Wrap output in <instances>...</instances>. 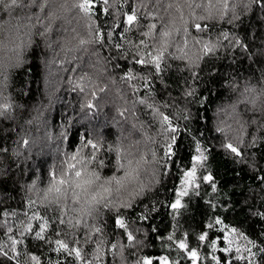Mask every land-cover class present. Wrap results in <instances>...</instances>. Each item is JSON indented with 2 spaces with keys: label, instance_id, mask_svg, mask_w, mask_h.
<instances>
[{
  "label": "trees",
  "instance_id": "1",
  "mask_svg": "<svg viewBox=\"0 0 264 264\" xmlns=\"http://www.w3.org/2000/svg\"><path fill=\"white\" fill-rule=\"evenodd\" d=\"M25 15L26 10H16L11 15L0 11V66L14 63L17 52L22 60L20 66L7 68L4 73L8 77L6 82L0 81L4 95L13 104L11 119L0 118V145L8 150L6 154L0 155V243H8L5 233L11 227L13 232L8 235L14 234L17 239H23V243L17 245L20 264H32L26 252L39 256L41 264H57L58 261L60 264H84L74 255L53 251L54 243L36 240L34 232L20 237L22 222L26 224L28 216L34 212L41 216L52 215L51 212L46 213L40 204L42 191L39 190L47 186L49 170L60 164L64 153L72 150L78 142V136L83 133L102 138L107 144L121 146L128 154V159L136 160L141 155L146 158L140 168L139 180L121 193L127 199L129 192L139 190L140 182L148 185L144 194L133 201L134 209L121 211L128 230L142 242L143 247L131 245L123 230L115 228V211L102 212L95 219L85 218L90 226L104 229L99 238L106 241L104 250L108 255L104 257L105 264L113 260L115 264H135L137 259L145 255L153 258L168 256L170 261L179 260L180 264H190L186 253L175 246L177 240L184 238L185 232L189 234V246L198 248L200 252L198 264H214L211 261L213 253L205 246L207 241L198 242L197 237L209 231L206 225L214 223L217 217L223 224L210 230V236L219 235L222 240L224 231L236 228L238 233H244L254 241L256 247L234 234L231 255L248 257L245 247L252 248L256 255L248 259L253 264H264V252L259 251L264 248V218L255 215L256 212H264L260 199L264 196L260 188L264 186L255 179L257 174L264 176V171H260L264 169V142L251 146L252 138L259 133L256 125L250 123L253 118L262 123L264 120H261L259 113L254 114L250 110L251 106L246 105L242 95L246 85L258 89L264 87V80H261L264 70V24L258 23L260 14L243 17V22L235 27L225 22H209L210 28L206 33L191 30L185 51L192 61L198 63L199 67L192 66L191 70L199 73V79H192L188 59L173 60L166 54L165 61H162V67L167 65L162 73V83L160 80L154 82L151 97L141 86L142 81L126 82L121 79L129 68L139 75L154 72L152 68L141 70V66L131 63L137 51L135 47L129 48L125 44L121 51L109 47L111 42H107L103 48L98 45L79 47L80 38H89L88 21L75 12L55 21L53 31L46 37L33 35L32 43L27 44L24 25L28 21L23 19ZM160 15H165L162 9ZM185 16L187 18V9ZM99 22L111 24L113 21L112 18L101 16ZM149 22L160 23L159 20ZM224 31L232 34L230 39L239 37L248 44L247 51L224 40L221 35ZM193 37L202 42L218 43L219 46L213 54L197 60V57L203 56V51L201 45L193 43ZM143 38L135 29L126 36V40L133 45L139 44ZM182 41V33L175 36L168 51L176 56L181 55L176 44L183 47ZM116 42L123 43L119 40ZM146 42L152 44L154 41L148 39ZM109 56L119 59L107 62ZM3 70L0 67V71ZM81 76L84 77L83 93L78 89L73 91ZM132 84L139 87L140 91L134 92ZM164 84L167 85L166 89ZM189 86L196 88V94L192 97L185 96ZM169 94L172 99H169ZM142 98L172 117L174 125H179L177 142L173 146L175 155L171 161L164 157L165 136L159 120L153 118L152 109L138 103ZM89 102L97 105V108L87 109ZM165 103L170 107L164 108ZM232 105L236 106L235 113ZM122 111L124 116L120 115ZM237 114L249 121L243 133L246 145L240 146L242 158L235 157L222 147L229 140L235 143L233 138L238 135ZM184 116L188 118L184 119ZM217 127L225 131L216 132ZM25 140L28 141L26 145ZM197 140L207 156L203 167L197 166L196 183L200 187L196 189L193 185L188 189L189 195L181 197V203L186 207L176 212L170 205L177 198V190L182 187L183 173L192 167V157L198 154ZM153 151L156 153L155 161L152 158ZM108 158L114 164L115 153H111ZM113 171L115 169L109 165L102 175H112ZM208 173L212 174L216 182V192L202 180ZM117 174L123 175V172ZM33 182L37 190L30 192L28 188ZM29 198L35 201L31 207L27 203ZM211 204L216 207H211ZM141 215H148L149 219L141 220ZM41 222L31 221L35 230H38ZM56 231L70 234L73 229L57 225L45 233L52 241L65 239L72 246L70 236L58 237ZM75 231L79 235L80 231H91V228ZM169 235H173V241L167 239ZM112 243H117L118 248L111 249ZM119 245L123 246L124 262L120 260ZM80 246L88 254L86 258L91 259L94 245H86L81 241ZM223 246L222 243L218 244V248ZM237 246H241L238 254L235 253ZM8 250L10 255H15ZM112 252L116 253L115 257ZM214 254L230 255L222 254L218 249ZM3 259L0 257V260ZM12 264H16V261H12ZM235 264H247V260H237Z\"/></svg>",
  "mask_w": 264,
  "mask_h": 264
},
{
  "label": "snow or ice",
  "instance_id": "2",
  "mask_svg": "<svg viewBox=\"0 0 264 264\" xmlns=\"http://www.w3.org/2000/svg\"><path fill=\"white\" fill-rule=\"evenodd\" d=\"M126 6V7H125ZM161 9L165 15H160ZM185 9H187V18L185 16ZM16 10L25 11L26 15L23 19L28 23L24 25L26 28L25 35L28 37L27 44L32 43V36L37 35L40 37H46L53 31V24L55 21L65 18L68 14L73 12L78 13L82 18L88 21V39L80 38L79 47L85 48L87 45H98L99 47H105L107 42H111L108 46L117 50H123L125 44L129 48L135 47L136 53L132 56L131 63L133 65L141 66V70L148 68L154 69V72H148L147 75H139L132 68H129L124 72L121 77L123 81L133 82L142 81V87L145 89L149 97L153 95L152 89L154 82L160 80L162 83V73L166 70L167 65L162 67V61H165L166 54L168 58L173 60H185L189 61V71H191V77L193 80L199 79V73L192 71V66L199 67L198 63H195L188 57L185 49L188 47V37L191 35V30L197 33H206L210 28V23L225 22L228 25L238 26L243 22L245 16H256L259 13L258 23L264 24V0H0V11L7 12L11 15ZM199 10V14H197ZM105 16L112 18L111 24H105L99 22L100 17ZM159 20V25L155 22ZM47 21V23H45ZM144 23H141V22ZM19 27V26H18ZM136 30L140 33L143 39L139 40V44L133 45L131 41L126 40V36L129 32ZM141 29H146L141 31ZM75 32V29H73ZM183 35V47L176 44L177 49L181 55L176 56L168 51L169 46L174 43V37L177 35ZM224 40L229 41L230 44L244 49L247 51L248 44L235 37L230 39L231 33L224 31L221 33ZM148 39L153 40L152 44L147 43ZM117 40L123 41L116 42ZM193 43L199 44L202 47L203 56L197 57V60L203 59L204 56L213 54L219 44H213L210 42H202L199 39L193 37ZM18 46V47H22ZM152 50L149 51L148 49ZM87 50V49H85ZM127 53H125V57ZM11 59V58H10ZM113 59H119V57L109 56L106 58L107 62H111ZM22 64L19 52L16 53V60L3 67V71H0V81L6 82L8 77L4 74L8 67H18ZM120 67L119 64L116 65ZM84 77L81 76L77 81L73 91L79 90L81 93L85 91L82 81ZM261 80H264V70L261 72ZM134 92H139L140 88L132 84ZM163 87L166 89L167 85ZM104 91V89H100ZM196 94V88L189 86L185 92L186 97H192ZM95 97V92L92 93ZM242 95L244 96V102L246 105L251 106V111L256 114L259 113L261 120H264V87L259 89L254 86H245ZM0 99L3 100L0 103V118L11 119V111L13 104L9 102L8 96L4 95L3 84H0ZM169 99H172L169 94ZM139 104L146 105L147 108L153 110V118H158L161 125L162 132L165 136V149L164 157L171 161V157L175 155L173 146L177 142V133L180 130L179 125L173 123V118L164 112L160 111V108L153 103H148L146 98H142L138 101ZM87 109L94 110L97 105L89 102L86 105ZM164 108L170 107L165 103ZM236 106L232 105V111L235 113ZM127 111V110H125ZM124 111L120 112L121 116H124ZM187 119V116L183 117ZM236 123L238 125V135L234 137L235 143L232 140L222 144V147L233 154L235 157H243V150L241 145H246L243 133L246 132V126L249 121L242 119L237 114ZM251 124L256 125L258 136L252 138L251 146H255L258 142H264V123L251 119ZM216 132L223 133L224 128L217 127ZM68 139L67 136L64 137ZM170 141V142H169ZM24 144H28L25 140ZM7 148L0 145V155L7 153ZM197 155L192 157V167L183 173L181 180L182 187L177 190V198L170 205L171 209L179 212L180 209L185 208L186 205L181 203V197L189 195L188 189L195 186L196 189L200 187L196 183L197 166L203 167V162L207 160V156L201 150L200 142L196 141ZM111 153H115V162L108 157ZM152 158L156 160V153L152 152ZM142 162H146L144 155H141L139 159H128V154L124 152L121 146H113L107 144L102 138H95L89 133H83L78 136V142L72 147L70 152H65L63 159L59 165L53 166L48 172V184L39 191H42L40 204L44 206L45 212H51V216H41L38 212H34L31 216H28V222L24 224L22 222L23 231L20 232V237L24 238L26 234L34 232V238L44 243L55 245L53 251L67 253L68 256H75L77 260H81L84 264H105L104 257L108 255L104 250L105 239L99 238V235L103 233V227L90 226L85 220L86 217L97 218L101 216L102 212L115 211L114 224L116 229L123 230V234L126 235V239L129 243L135 247H143L142 242L138 241L133 235L132 231L128 230V225L125 223L124 217L121 215L122 210H132L135 205L133 201L136 197L142 196L148 185L143 182L139 183V190L128 193L129 198L125 199L121 196V193L128 190V186L134 181H138L140 177V168ZM112 165L115 169L112 175L104 176L102 171ZM253 168L255 164L253 163ZM122 171L123 175L117 173ZM260 171H264L261 169ZM259 181L261 186H264V176L259 174L255 177ZM202 180L207 182L212 191L216 192L217 185L211 173H208L202 177ZM36 189L35 182L29 186L28 191H34ZM261 192H264V187L260 188ZM198 194V193H197ZM261 204L264 205V196L260 197ZM28 206L31 207L35 201L31 198L27 201ZM211 207L215 208V204H211ZM15 215V213H12ZM27 215V214H26ZM255 215L264 218V212H256ZM141 220H148V215H141ZM42 221L38 225V230L33 228L31 221ZM104 226L106 227V223ZM223 221L217 217L215 222H209L206 227L209 231L202 232L198 237V242H205L206 248L211 249V261L214 264H235L237 260H247V264H253V261L248 257L255 256L256 253L252 252V248L245 247L248 253V257L244 255H235L233 253V244L235 242L234 234L238 238H243L248 244L256 247L255 242L248 239L244 233H238L236 228H229L223 233V238L219 235L210 236L209 232L216 225H222ZM59 226H66L73 229L70 234L63 231H56V236H70V243L65 239H55L52 241L45 233L49 228L55 229ZM89 229L91 231H80L79 229ZM11 227L7 228L5 235H7L8 243H0V264H12V261H16V264H20L17 257L20 253L17 251V245L23 243V239H17L15 235H8L12 233ZM189 234L184 233V238L175 242V246L183 250L186 253L187 259L190 264H198L200 261V252L196 247H190L187 240ZM169 241H173V235H169L167 238ZM81 241L86 245H94V250L91 253L92 258L87 259V253L84 252L80 246ZM223 244V247L218 248V244ZM118 244L112 243L111 249H117ZM120 248V260L124 262L126 258L123 255V246ZM15 255H10L9 250ZM219 250L220 253L230 254L228 256H217L214 253ZM260 252H264V248L259 249ZM241 252V246L235 248V253ZM25 255L29 257L32 264H41L40 257L34 253L26 252ZM116 253L112 252V256L115 257ZM57 264H60L58 261ZM109 264H115L114 260ZM135 264H180V261H170L168 256L149 257L147 255L136 260Z\"/></svg>",
  "mask_w": 264,
  "mask_h": 264
}]
</instances>
